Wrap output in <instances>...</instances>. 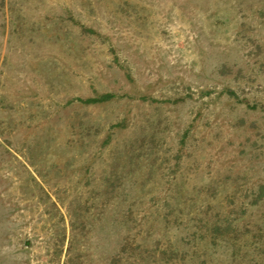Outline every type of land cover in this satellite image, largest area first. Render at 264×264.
Listing matches in <instances>:
<instances>
[{
    "label": "rangeland",
    "instance_id": "1",
    "mask_svg": "<svg viewBox=\"0 0 264 264\" xmlns=\"http://www.w3.org/2000/svg\"><path fill=\"white\" fill-rule=\"evenodd\" d=\"M0 264H264V0H0Z\"/></svg>",
    "mask_w": 264,
    "mask_h": 264
},
{
    "label": "trees",
    "instance_id": "2",
    "mask_svg": "<svg viewBox=\"0 0 264 264\" xmlns=\"http://www.w3.org/2000/svg\"><path fill=\"white\" fill-rule=\"evenodd\" d=\"M110 96H111L110 93H105V94H102V95H100L98 97H89V98H86V99H84V102H94V101L106 99V98H108Z\"/></svg>",
    "mask_w": 264,
    "mask_h": 264
}]
</instances>
